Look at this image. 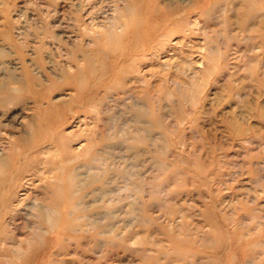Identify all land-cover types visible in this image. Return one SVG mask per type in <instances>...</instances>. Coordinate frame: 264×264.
<instances>
[{
    "label": "rangeland",
    "instance_id": "1",
    "mask_svg": "<svg viewBox=\"0 0 264 264\" xmlns=\"http://www.w3.org/2000/svg\"><path fill=\"white\" fill-rule=\"evenodd\" d=\"M8 235L2 264H264V0H0Z\"/></svg>",
    "mask_w": 264,
    "mask_h": 264
},
{
    "label": "bare ground",
    "instance_id": "2",
    "mask_svg": "<svg viewBox=\"0 0 264 264\" xmlns=\"http://www.w3.org/2000/svg\"><path fill=\"white\" fill-rule=\"evenodd\" d=\"M145 113L146 112L143 109H139L138 110V113H137V121L138 122L137 123H139V122H147V120H145L146 119L145 116H142L143 114L145 115ZM136 134L138 135V137L144 139L145 137L148 136V128L147 127H141ZM99 178L100 177L93 175V173L92 174L89 173V172L83 173L81 170H79L74 175L73 181H71V185L72 186L73 185L75 186L74 187V191L76 192V195L79 192L78 195H77L78 196L77 197L78 200L75 201L74 205L72 206V210H73V207H75L79 211L80 210H83L85 212V215L84 214L81 215L83 217L86 216V211L89 208V205L88 204L85 205V206L84 205H81L80 204V201L82 200V198H85L87 195H90V196L93 197L96 194L97 197L95 196V197H93V199L97 200L98 197L100 198L101 196H104V194H103V192L105 190L104 183H101V184L97 185L95 188H91V190H89V191L86 190L89 184L95 182ZM58 189H60V188H58ZM98 192H99L100 196H98ZM54 199H60V194L59 195L58 194H55ZM16 201H17V199H16ZM44 210H45V208L41 207V205H40V207H39V213H38L39 220H42V215L44 213ZM99 225L102 227V224L99 223ZM97 227H98V225H97ZM105 231H106V229H101L100 230L101 233H105ZM9 239H11L10 236L9 237L4 236V238H2L0 236V244L4 243L6 245L7 243H13V242H10L11 240H9ZM12 239H13L14 242L16 240L15 243H17V244H20V242H21V241H17V239L15 237L14 238L12 237ZM27 244L30 246L32 243H31V241H28ZM5 250H7V249H5ZM5 253H8V252H4V253L1 252L0 253V257H1L0 258V264H2L4 262H12L13 257L9 258V257L3 256ZM24 255H25L24 252L15 253V257H17L18 259L19 258L20 259H24Z\"/></svg>",
    "mask_w": 264,
    "mask_h": 264
}]
</instances>
